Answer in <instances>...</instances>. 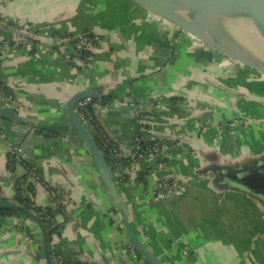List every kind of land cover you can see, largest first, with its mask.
<instances>
[{"label": "crops", "instance_id": "crops-1", "mask_svg": "<svg viewBox=\"0 0 264 264\" xmlns=\"http://www.w3.org/2000/svg\"><path fill=\"white\" fill-rule=\"evenodd\" d=\"M80 33L93 41L89 63L65 61ZM20 36L29 44L0 49V78L26 106L19 120L0 115V264H147L66 124L68 99L85 88L125 159L114 169L108 156L112 186L162 264H264V73L134 0H0V38ZM137 137L161 141V153L129 161ZM12 146L26 167L10 161ZM163 178L185 189L155 198ZM45 186L61 190L51 226L1 209L42 205Z\"/></svg>", "mask_w": 264, "mask_h": 264}, {"label": "water", "instance_id": "water-1", "mask_svg": "<svg viewBox=\"0 0 264 264\" xmlns=\"http://www.w3.org/2000/svg\"><path fill=\"white\" fill-rule=\"evenodd\" d=\"M170 21L188 34L210 44L233 58L264 73V0H157L155 6L147 5L142 0H134ZM164 3H175L181 7L192 8L195 15L168 8ZM93 89L85 88L74 93L67 101V126L75 130L81 141L94 159L107 187L113 196L123 222V228L137 251L147 264H162L145 247L130 226L127 214L111 183V169L103 151L97 145L89 129L79 120L75 108L79 101L94 97ZM0 115L4 118L19 120L21 117L11 108L0 106ZM255 172H240L239 177L252 176ZM5 207L22 210L35 220L39 218L19 205ZM41 223V222H40ZM49 257V256H48ZM50 259V258H49Z\"/></svg>", "mask_w": 264, "mask_h": 264}, {"label": "built area", "instance_id": "built-area-1", "mask_svg": "<svg viewBox=\"0 0 264 264\" xmlns=\"http://www.w3.org/2000/svg\"><path fill=\"white\" fill-rule=\"evenodd\" d=\"M73 54H67L64 57L65 61L69 60H81V62L89 63L91 59V44L92 38L86 33H80L71 38ZM29 44L28 38L18 37L17 39H2L0 38V49H9L12 46H26ZM71 55V56H70ZM87 60V61H86ZM0 96L5 100L7 107L20 112L26 108L25 104L16 99L12 92L7 90L4 83L0 78ZM101 104L99 99L87 97L79 101L76 105L75 111L79 120L89 129L92 128L93 136L100 138L101 145L104 149H107L108 156L111 160V165L114 169H122L124 167L125 159L121 147L118 144L111 142L103 132L97 127L93 120L94 106ZM163 145L161 141H145L140 137L135 139V152L129 157V161L137 160L142 157H153L159 155L162 151ZM10 161H14L25 166L22 162L20 149L16 146H12L8 150ZM162 164V163H161ZM26 167V166H25ZM30 171V170H28ZM31 172V171H30ZM183 184L179 183L175 178L159 179L156 181L151 188V193L155 198L165 199L178 191L184 190ZM46 201L42 205H37L34 201L25 202L30 210L39 217L44 226H51V211L49 206L59 205L61 190L57 187L45 186ZM27 240H30L26 236ZM133 254H138L133 245L129 246ZM56 260L62 261L63 256L55 255Z\"/></svg>", "mask_w": 264, "mask_h": 264}, {"label": "bare ground", "instance_id": "bare-ground-1", "mask_svg": "<svg viewBox=\"0 0 264 264\" xmlns=\"http://www.w3.org/2000/svg\"><path fill=\"white\" fill-rule=\"evenodd\" d=\"M142 1L146 3L147 5H152V6H155L157 2L159 3V1L157 0H142ZM163 5L168 6V8H171L173 10H178L180 12H188V13H192L195 15L192 8L187 7V6L181 7L179 4H175V3H164Z\"/></svg>", "mask_w": 264, "mask_h": 264}, {"label": "trees", "instance_id": "trees-1", "mask_svg": "<svg viewBox=\"0 0 264 264\" xmlns=\"http://www.w3.org/2000/svg\"><path fill=\"white\" fill-rule=\"evenodd\" d=\"M94 139H95V141H96V143H97V145L99 146V148L103 151V154H104V157H105V159H106V161L108 162V151H107V149H104L103 147H102V145H101V143L97 140V138L96 137H94ZM242 177V176H241ZM138 179H140V181L141 182H143L144 184H146V180L144 179V175H142V176H140ZM20 185V184H19ZM17 186V185H16ZM17 191H19L20 189H19V186H17ZM20 203L21 204H25V206H27L26 205V203H23V200H20ZM28 207V206H27ZM1 209H5V211H6V209H10L9 207H5V208H1ZM1 211V210H0ZM45 227H47V226H45Z\"/></svg>", "mask_w": 264, "mask_h": 264}, {"label": "rangeland", "instance_id": "rangeland-1", "mask_svg": "<svg viewBox=\"0 0 264 264\" xmlns=\"http://www.w3.org/2000/svg\"><path fill=\"white\" fill-rule=\"evenodd\" d=\"M155 14V13H154ZM179 183H181L179 180H178ZM185 187V186H184Z\"/></svg>", "mask_w": 264, "mask_h": 264}]
</instances>
